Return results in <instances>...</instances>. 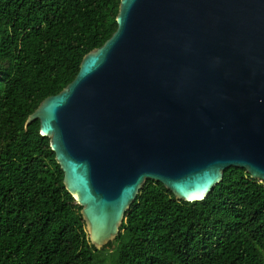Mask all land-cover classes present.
Masks as SVG:
<instances>
[{"label": "water", "instance_id": "water-1", "mask_svg": "<svg viewBox=\"0 0 264 264\" xmlns=\"http://www.w3.org/2000/svg\"><path fill=\"white\" fill-rule=\"evenodd\" d=\"M116 20L26 121L50 138L99 249L148 179L184 201L230 167L264 182V0H121Z\"/></svg>", "mask_w": 264, "mask_h": 264}, {"label": "trees", "instance_id": "trees-1", "mask_svg": "<svg viewBox=\"0 0 264 264\" xmlns=\"http://www.w3.org/2000/svg\"><path fill=\"white\" fill-rule=\"evenodd\" d=\"M120 2L0 0V264H264V182L245 169H226L199 201L146 180L99 249L40 121L26 127L113 35Z\"/></svg>", "mask_w": 264, "mask_h": 264}, {"label": "rangeland", "instance_id": "rangeland-1", "mask_svg": "<svg viewBox=\"0 0 264 264\" xmlns=\"http://www.w3.org/2000/svg\"><path fill=\"white\" fill-rule=\"evenodd\" d=\"M112 247H107V250L106 249H102V250H98L96 251V254H95V261H97L98 263H101L103 258H106L110 260V257H111V254H110V251L108 250H111Z\"/></svg>", "mask_w": 264, "mask_h": 264}]
</instances>
